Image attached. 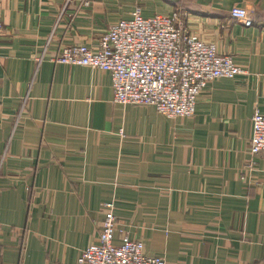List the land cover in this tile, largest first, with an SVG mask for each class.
Wrapping results in <instances>:
<instances>
[{
  "label": "crops",
  "instance_id": "1",
  "mask_svg": "<svg viewBox=\"0 0 264 264\" xmlns=\"http://www.w3.org/2000/svg\"><path fill=\"white\" fill-rule=\"evenodd\" d=\"M0 3V264H77L111 200L117 238L166 264H264V159L250 155L252 116L264 114V0ZM137 7L181 10L244 72L170 118L115 103L107 71L53 61L65 46L97 48Z\"/></svg>",
  "mask_w": 264,
  "mask_h": 264
},
{
  "label": "built area",
  "instance_id": "2",
  "mask_svg": "<svg viewBox=\"0 0 264 264\" xmlns=\"http://www.w3.org/2000/svg\"><path fill=\"white\" fill-rule=\"evenodd\" d=\"M231 15L252 25L243 7H234ZM3 29L0 3V35ZM53 61L107 71L115 103L153 105L170 118L194 114L199 96L212 81L244 72L232 56L192 31L181 10L144 16L140 7L112 25L97 48L65 46ZM252 124L250 155L255 161L264 159V114L256 111ZM103 207L98 240L81 250L77 264H166L163 256L146 253L142 240L126 233L117 238L115 202L106 201Z\"/></svg>",
  "mask_w": 264,
  "mask_h": 264
}]
</instances>
